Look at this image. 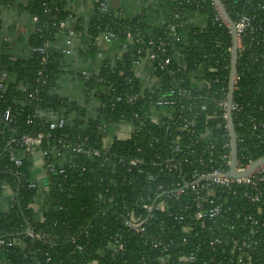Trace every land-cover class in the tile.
I'll list each match as a JSON object with an SVG mask.
<instances>
[{
	"label": "trees",
	"instance_id": "16d2710c",
	"mask_svg": "<svg viewBox=\"0 0 264 264\" xmlns=\"http://www.w3.org/2000/svg\"><path fill=\"white\" fill-rule=\"evenodd\" d=\"M154 1L129 17L97 0L86 21L70 0H27L18 6L36 20L25 56H12L13 41L8 40L0 51V200L6 202L0 205V240L5 242L0 244V264H231L218 253L222 246L205 241L208 233L185 230L186 222L169 214L182 213L190 203L189 187L173 196L160 195L157 202L164 201L163 209L149 212L144 207L160 194L159 186L182 187L194 171L208 172L223 153L229 154L223 147L229 137L218 102L228 94L230 28L215 19L212 0ZM221 2L233 21L243 13L263 30L254 28L242 38L236 64L239 79L232 99L241 109L232 116L238 158L246 162L244 155L252 160L264 155V141L251 130L252 118L264 120V107L259 110L264 79L254 60L264 53V0ZM13 5L14 0H0V9ZM151 13L162 14L164 22L151 23ZM107 33L119 50L109 53L98 44ZM68 35L75 42L73 55L63 51ZM149 50L155 57L145 64L151 73L144 83L133 60ZM95 55L98 67L88 75L74 66L76 57ZM65 73L84 83L82 95L58 89ZM159 100L166 103L160 106ZM153 110L166 113L161 122L152 118ZM54 118L64 124L50 128ZM185 119L190 122L182 129ZM122 122L134 126L127 138L114 133ZM205 130L211 134L207 141L200 138ZM25 136H40L38 146L27 150ZM107 137L110 142L103 147ZM78 146L81 151L71 150ZM35 154L41 156L40 182ZM132 157L140 162L129 165ZM171 157L177 169L166 167ZM239 200L225 203L228 210L220 222L238 220L232 206ZM131 211L147 217L143 231L126 224ZM157 238L173 243L164 250L153 245Z\"/></svg>",
	"mask_w": 264,
	"mask_h": 264
},
{
	"label": "built area",
	"instance_id": "2783aa9c",
	"mask_svg": "<svg viewBox=\"0 0 264 264\" xmlns=\"http://www.w3.org/2000/svg\"><path fill=\"white\" fill-rule=\"evenodd\" d=\"M212 4H214V7H216L217 9V15L215 19H221L226 22L214 0H212ZM32 19L35 21L36 17H33ZM194 19L201 22V16L194 17ZM252 20V16L241 13L237 15V19L236 21H234L237 36V58L238 51L243 49L241 42L242 38L247 34L251 35L255 31L254 28L262 30L261 26L254 27L252 25ZM63 25L64 22H61L60 26ZM71 33L72 31L69 30V34ZM109 35L110 34L108 33L103 35V37L98 40V44H101L102 42H110L112 37ZM127 37H130L129 33H127ZM260 39L264 41V32H262ZM149 43H152V41H149ZM63 44L64 53L66 55H73L75 46L74 40L71 39L68 35L63 40ZM124 48L125 43H121L120 50ZM154 57L155 54L149 50L145 52L143 57H136V59L133 60V63L136 67L145 65L149 63V61L153 60ZM254 60L255 63L258 64L260 68V75H262V78L264 79V53L260 54V58L256 57ZM169 62V57L164 59L165 64H168ZM250 62H252L251 59ZM82 73L84 75L89 74L85 70H83ZM237 79H239V76L236 70L234 76L233 91L236 88ZM262 85L264 84L262 83ZM118 99H120V97H118ZM164 103L166 102L160 100L157 101V104H159L160 106H162ZM263 107L264 103L259 105V110H262ZM218 109L221 112L222 118L224 119L223 126L226 127L227 130V99L218 102ZM230 109L233 122L232 112L234 110H240L241 106L237 105V103H235L232 99L230 103ZM164 114L166 113H162V115ZM162 115L161 113H157L156 110H153L151 116L155 121L161 122ZM8 116L9 112L8 110H6L4 112L5 119H7ZM189 122V120L187 121V119H185L181 123L180 128H187ZM63 124V119L55 118L49 126L50 128H55L61 127ZM221 126V123H219L218 127L220 128ZM116 128H126L125 133L118 136L127 138L133 131L134 126L131 122H122L118 124ZM251 130L255 132V138L258 137L261 141H264V120H256V118H252ZM210 137V130H205L200 135V138L204 139L205 141L210 139ZM39 141L40 136H25L23 139L24 144L27 146V150H31L34 146H38ZM109 142L110 140H107V138H105L103 147H107ZM223 147L229 148V154L227 155L226 153H223L221 155L220 161L210 166V170L208 172L198 173L194 171L193 179L177 189L164 190L162 186H159L157 190H162L160 194H158L154 198L151 204H145L144 207L147 208L149 212H151L154 208L163 209L164 201L160 200L159 202H157V198L160 195L167 194L173 196L175 194L185 192V188L189 187L191 193L190 203H185V205H183L182 213L173 212L169 214L172 215L174 219L185 221V230L190 228H199L200 231L208 233V235L205 236V241H207L211 245L218 244L222 246L221 252L218 253H224V257L229 263L264 264V162L259 163L256 167H254L244 175L231 177L228 174L230 166V138L228 142H224ZM71 150L81 151L82 148L80 146L72 147ZM260 157L252 160L244 155L243 158L246 159V162H244L238 158V154L236 153V170L238 172L245 171L255 160L259 159ZM15 162L16 164H19L20 160L15 159ZM139 162V158L132 157L129 159L128 164L137 165ZM165 165L168 170L178 168V164L173 157L167 160ZM148 178H152V176L148 175ZM237 197H240V200L236 201L232 208L233 216L238 220H232L230 223L225 222V226L224 223L220 222L223 221V218L228 210L227 208H225V203L232 200V198L236 199ZM238 203L240 205L237 207L236 204ZM187 217H190L189 222H187L186 220ZM146 220L147 217H143L141 213L135 215V213L131 211L126 220V224L140 232V230H144L143 224ZM29 234L31 236H41L40 234H33L30 232ZM209 234H213L211 238H208ZM182 241H185L184 237L182 238ZM4 243L5 242L3 240H0V244ZM11 243L12 241L6 242L7 245H10ZM172 243L173 240L171 238H169L168 240H164L162 238L153 239V245L161 246L164 250H167L169 246L172 245ZM225 246L229 248L228 252L225 251ZM186 258L187 257H185L183 261L187 260ZM203 264H205V262H203Z\"/></svg>",
	"mask_w": 264,
	"mask_h": 264
},
{
	"label": "crops",
	"instance_id": "0c3cea01",
	"mask_svg": "<svg viewBox=\"0 0 264 264\" xmlns=\"http://www.w3.org/2000/svg\"><path fill=\"white\" fill-rule=\"evenodd\" d=\"M97 0H70L71 5L73 6V11L77 16H82L85 18V21L88 20L89 16L92 13L93 4ZM107 6H110L111 9L119 10L124 16H135L138 14L143 6L155 4L154 0H103ZM27 0H14V5L11 7H3L0 9V51L2 49V43L5 40L13 41V50L10 52L11 55H26L27 51L25 50L26 43L31 36V33L34 29V21L29 16V14L21 9L18 6L25 5ZM151 23H162L165 20V17L160 14L155 16V13H151L148 17ZM72 19H69V23L72 22ZM87 38V39H86ZM85 39L83 42H86L89 38L83 37ZM85 43H83L84 45ZM101 47L103 51L109 53L119 50V43L116 41L102 42ZM100 58L95 56L86 57H76L74 61V66L83 67L86 72H91L98 67ZM150 69L146 65H141L136 67V74H138L144 83L149 80ZM83 84L80 79L72 76L70 73H65L59 78V90L72 97H79L83 93ZM84 96L80 99L83 100ZM96 105V101H93L88 105L89 111L92 113L93 107ZM126 128H117L115 130L116 135H121L125 133ZM109 140V137H107ZM34 173L35 178L38 182L42 177L41 171V156L39 154L34 155ZM5 196L8 197L10 192L5 191ZM0 205L3 206L5 202L4 198H1ZM36 208L39 207L36 205Z\"/></svg>",
	"mask_w": 264,
	"mask_h": 264
},
{
	"label": "water",
	"instance_id": "95a60500",
	"mask_svg": "<svg viewBox=\"0 0 264 264\" xmlns=\"http://www.w3.org/2000/svg\"><path fill=\"white\" fill-rule=\"evenodd\" d=\"M219 8L222 16L226 20L232 37V46L230 49V72H229V80H228V94H227V125H228V132L230 138V166L228 174L231 177H238L241 175L246 174L248 171L256 167L259 163L264 162V156L260 157L259 159L255 160L245 171L238 172L236 170V153H237V144H236V132L234 130L232 117H231V109L230 103L232 101L233 96V86H234V76L236 73V64H237V36H236V29L234 21L229 17L224 5L222 4L221 0H214ZM109 36L113 37L112 34ZM5 77V74L2 75ZM55 119V118H54Z\"/></svg>",
	"mask_w": 264,
	"mask_h": 264
}]
</instances>
